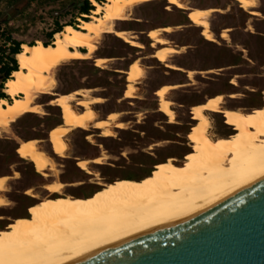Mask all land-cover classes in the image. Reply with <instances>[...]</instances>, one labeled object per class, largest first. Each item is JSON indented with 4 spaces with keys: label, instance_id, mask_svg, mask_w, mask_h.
Listing matches in <instances>:
<instances>
[{
    "label": "rangeland",
    "instance_id": "rangeland-1",
    "mask_svg": "<svg viewBox=\"0 0 264 264\" xmlns=\"http://www.w3.org/2000/svg\"><path fill=\"white\" fill-rule=\"evenodd\" d=\"M82 1L0 0V46L8 47L2 31L21 45L52 44L54 36L49 41L47 34L56 23L62 32L65 25L73 23L77 27L91 15L92 11L80 16ZM181 1L191 9L213 10L206 18L212 42L202 36L201 27L188 22L180 25L185 15L189 18L190 12L174 7L168 0L128 8L124 21L116 22L113 27L116 32H126L137 47L125 43L116 34L101 35L94 41L95 50L87 58L62 62L49 72L53 84L49 94L36 98L38 112L24 114L0 129V178H6L0 190L3 202L0 235L21 218L33 217L31 209L35 205H46L50 199H64L51 195L46 187L52 183L62 184L61 194L65 196L88 199L104 191L100 185L111 187L152 175L163 163L156 165L163 161L165 164L169 158L178 163L189 161L198 154L191 139L188 140L199 122L192 110L196 103L203 104L221 95L222 109L263 113L264 0H248L251 7L247 9H241L237 0ZM165 26L168 32L161 30ZM150 30L158 31L157 38L162 44L148 38ZM161 48L168 50L166 60L160 63L154 58L160 66L153 73L146 72L151 81L173 77L165 65L179 64L190 69L178 80L186 84L174 90L178 102L167 101L174 116L172 120L161 112L157 92L154 97L159 111L153 113L149 110L154 107V99L146 106L134 100L137 81L129 98H125L124 92L127 65L135 60L138 67L151 66L153 58L145 56ZM99 59L106 61L96 66ZM111 70H117V76H111ZM78 91L79 95L74 94ZM121 94L122 98L116 100ZM61 95H71L69 103L75 113L86 112L82 101H90L88 108L96 119L115 114L114 121L107 126L109 137L104 138L92 123L85 130L72 129L63 139L64 154L57 156L50 133L65 123L62 109L56 108L52 101ZM6 101L11 99L7 97ZM206 118L210 137L217 140L236 136L225 115L207 112ZM116 122H120V127ZM31 141H35L36 149L49 162L44 175L36 172L34 163L19 157V147ZM96 159L99 164L93 163ZM83 161L88 162L89 173L78 166Z\"/></svg>",
    "mask_w": 264,
    "mask_h": 264
},
{
    "label": "bare ground",
    "instance_id": "bare-ground-1",
    "mask_svg": "<svg viewBox=\"0 0 264 264\" xmlns=\"http://www.w3.org/2000/svg\"><path fill=\"white\" fill-rule=\"evenodd\" d=\"M152 1L102 0L99 4L91 0L94 9L88 19L80 21L76 28L65 26L62 32L54 35L52 44L22 45L17 56L18 71L13 72L11 79L4 84L3 93L11 103L0 100V129L24 114L38 112L36 98L49 94L53 84L49 72L62 62L87 58L94 52V41L101 35L117 34L124 42L136 46L126 32H116L113 25L124 21L128 8ZM237 1L241 9L251 7L248 0ZM168 2L190 12V20L204 27V36L213 41L206 22L213 10L191 9L181 0ZM157 35L156 30L149 33L150 39L160 45L162 42ZM80 49L86 52L81 53ZM167 51L158 52L162 61L166 60ZM132 71L129 81L133 91V84L141 71L137 64ZM167 90L161 93L163 99ZM75 94L79 95V91ZM70 99L71 95H61L52 101L64 113L65 125L50 133L59 157L65 152L63 139L70 130H85L92 123L107 138L108 123L115 119V114L108 120L96 119L88 108L90 101L84 104L86 112L75 113ZM221 105L222 96L217 95L208 104L194 108L199 122L190 139L198 154L187 162L169 159L165 165L164 161L157 164L163 163L144 179L118 182L111 187L99 184L104 191L88 199L65 196L61 194L62 184H50L46 188L51 195L64 199H50L46 205H35L32 218H21L14 227L0 235V264H57L101 251L192 218L263 178L264 108L258 115L222 109ZM162 108L171 119L174 118L169 103L164 102ZM207 112L225 115L236 136L217 140L210 137ZM18 154L21 159L34 163L36 172L44 175L49 162L36 149L35 141L20 146ZM87 163L79 162V167L89 173ZM93 163L99 164V159ZM5 180L0 178V190Z\"/></svg>",
    "mask_w": 264,
    "mask_h": 264
},
{
    "label": "water",
    "instance_id": "water-1",
    "mask_svg": "<svg viewBox=\"0 0 264 264\" xmlns=\"http://www.w3.org/2000/svg\"><path fill=\"white\" fill-rule=\"evenodd\" d=\"M57 264H264V177L192 218Z\"/></svg>",
    "mask_w": 264,
    "mask_h": 264
},
{
    "label": "crops",
    "instance_id": "crops-1",
    "mask_svg": "<svg viewBox=\"0 0 264 264\" xmlns=\"http://www.w3.org/2000/svg\"><path fill=\"white\" fill-rule=\"evenodd\" d=\"M238 2V1H237ZM240 6V5H239ZM190 18V17H189ZM188 18V20L196 27H201V26H198V25H195V23H193L190 19ZM163 28V29H162ZM203 28L202 29V36H204L203 32H204V27H201ZM167 29L168 27H161V30L163 32H167ZM152 31V30H150ZM150 31L148 32V38L150 39L149 37V33ZM117 35V34H116ZM206 38V36H204ZM151 40V39H150ZM206 40H208L206 38ZM213 40V38H212ZM210 41V40H208ZM154 42V41H153ZM212 42V41H210ZM126 43V42H125ZM156 44L159 45V43L157 42H154ZM127 44H130V43H127ZM161 44V43H160ZM131 46H133L132 44H130ZM188 46V45H187ZM137 47V46H136ZM180 48V47H178ZM131 49V48H130ZM166 48H161V49H157L156 51H153V54L151 55H146L145 58H148V57H151L153 59H151V66H147L146 68L144 67H139L140 71H141V75L140 77L137 79V83H136V93L133 95L134 96V100L138 101V102H141V104H144L146 106V104L149 102V100L151 99H154L155 102H154V107L152 109H150L149 111L150 112H155L156 110L159 111V109H157L158 107V100L155 99V93L157 92V96L159 98V103H160V110L161 112L167 116L168 118H170L166 113L163 112L162 110V106H163V103H168L167 101H169V103H172V102H178V99L175 95V88H180L182 85L186 84V82H183V81H178L179 79H181V77L183 78L184 77V73L185 72H190V69L189 67H186L185 65H179V64H175V65H172L170 64L169 66L165 65L167 67V72H170L173 77L171 78H168L166 79L163 78L161 81H158V80H155V81H151L149 79V75L147 76L146 75V72H150V73H153L155 68H157V66H160L158 65V63L156 61H154V58H156L160 63H163L164 61H162L159 57H158V52L160 50H165ZM133 50V49H131ZM106 61L105 59H99L97 62H96V66L99 62H104ZM136 64L135 60L133 62H130L125 71H124V74L127 73V77L125 76L124 77V85H125V82L127 83L126 85V91L124 90L125 92V98H129L130 97V93L133 92L131 90V82L129 81V77L132 75V68L133 66ZM129 69V72L127 71ZM110 74L111 76H117L118 74V71L117 70H111L110 71ZM130 84V85H129ZM130 86V87H129ZM167 90V92L165 93L164 95V99L161 97V93L164 91V90ZM124 92L122 94H124ZM76 93V92H75ZM74 93V94H75ZM122 94L119 96V97H116V100H120L122 97ZM77 95V94H76ZM210 96L206 97L201 103H203L207 98H209ZM216 96L208 99L205 103L203 104H208L213 98H215ZM231 97V96H230ZM232 98V97H231ZM124 100V99H123ZM86 103V101H82V105H84ZM203 104H199V103H196L194 104L192 107V110L196 107V106H199V105H203ZM179 105H181L179 103ZM216 114V113H215ZM112 115V113H109L107 118L106 119H102V120H108L110 118V116ZM101 120V119H100ZM170 120H172L170 118ZM120 124V122H116L115 125H118ZM121 125V124H120ZM50 133V132H49ZM39 142H41V139H38ZM188 140L190 141V134L188 135ZM170 159V158H169ZM168 159V160H169ZM166 160V162L168 161ZM95 161V160H94ZM165 162V164H166ZM164 164V165H165ZM163 165V166H164ZM78 166H79V163H78ZM162 167V166H161ZM159 167V168H161ZM158 168V169H159ZM36 170V169H35ZM157 170V169H156ZM155 170V171H156ZM32 210V209H31Z\"/></svg>",
    "mask_w": 264,
    "mask_h": 264
},
{
    "label": "trees",
    "instance_id": "trees-1",
    "mask_svg": "<svg viewBox=\"0 0 264 264\" xmlns=\"http://www.w3.org/2000/svg\"><path fill=\"white\" fill-rule=\"evenodd\" d=\"M50 1H53V0H50ZM93 1H95L96 3H99V4L102 3V0H93ZM92 9L93 8L90 6L88 0H83L79 6L80 16L88 15V13L90 11H93ZM67 26L76 28V26L73 23H69ZM61 28L62 27L58 23H56L55 28L49 34H47L48 40L51 41L52 37L56 33H59L61 31ZM2 33L4 34V35L3 34L2 35L5 39V43L8 42V47H6L5 45L0 46V79H1L0 80V90L4 89V84L6 83V81L11 79L12 73L18 71L17 56L20 54V52H21L20 46H22L21 45L22 43L13 41L11 39L10 35L4 33L3 31H2ZM42 44L44 46H48V45H50V42H43ZM128 48H130V47H128ZM7 97L8 96L4 95L3 93H0V100L6 101ZM8 103H11V102H8ZM56 108H58V107H56ZM31 206L32 205H30L29 208Z\"/></svg>",
    "mask_w": 264,
    "mask_h": 264
},
{
    "label": "snow or ice",
    "instance_id": "snow-or-ice-1",
    "mask_svg": "<svg viewBox=\"0 0 264 264\" xmlns=\"http://www.w3.org/2000/svg\"><path fill=\"white\" fill-rule=\"evenodd\" d=\"M0 203H3V202H0Z\"/></svg>",
    "mask_w": 264,
    "mask_h": 264
}]
</instances>
